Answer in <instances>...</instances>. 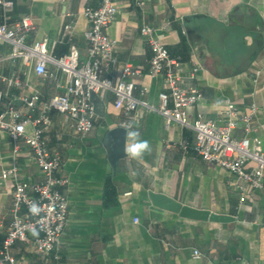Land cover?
<instances>
[{
  "label": "crops",
  "instance_id": "crops-1",
  "mask_svg": "<svg viewBox=\"0 0 264 264\" xmlns=\"http://www.w3.org/2000/svg\"><path fill=\"white\" fill-rule=\"evenodd\" d=\"M90 5L89 0H15L8 23L30 17L27 43L47 38L56 57L67 55L74 45L84 62L90 27L84 11ZM116 6L118 14L106 32L116 41L117 63L103 69L104 77L119 78L128 63L142 66L136 95L146 89L145 99L158 106L160 93L167 90L165 76L150 74L152 51L141 29H159L171 59L180 63L183 80L202 94L190 120L201 115L223 123L229 104L240 115L257 105L249 136L260 138L264 150V0H116ZM0 21H5L1 8ZM68 24L72 30L64 38ZM11 52L10 44L0 42V76L7 78L0 80V112L14 106L32 120L47 115L43 137L51 151L60 153L58 176L68 183L59 190L69 201L59 259L39 254L34 246L39 234H31L30 241L12 248L18 264H264V188H248L242 202L235 177L197 154L191 129L167 126L162 115L144 108L136 111L133 130L149 141L152 151L138 160L127 154L114 168L105 139L126 121L114 95L101 98L104 115L95 113L94 129L78 134L68 115L46 109L53 96L65 92L67 75L52 65L48 74L39 75L22 59L5 58ZM36 93L41 97L37 107L28 108L21 97ZM33 129L28 126L29 132ZM245 135L242 126L235 131L238 138ZM131 143L127 138L126 148ZM12 168L18 169L20 181L45 180L30 147L21 141L16 152L10 134L0 130V250L13 219L16 180L3 177ZM152 192L233 220L182 216L154 205Z\"/></svg>",
  "mask_w": 264,
  "mask_h": 264
},
{
  "label": "built area",
  "instance_id": "built-area-1",
  "mask_svg": "<svg viewBox=\"0 0 264 264\" xmlns=\"http://www.w3.org/2000/svg\"><path fill=\"white\" fill-rule=\"evenodd\" d=\"M93 5L88 6L84 15L89 20L90 27L85 33L88 42V59L80 61V52L74 45L70 52L63 57L50 53L49 39L44 38L35 43H27V35L33 26L30 17L22 19L15 25L8 23L9 15L15 6V0H0L5 21H0V42L12 46V52L5 56L7 59L19 58L28 66H35L39 75L49 73V65L61 70L67 75L68 84L63 94L53 96L46 105L48 111L66 114L72 121L78 134L87 135L94 129L95 106L91 100L92 93L104 98L107 93L115 97V107L124 112L126 121L121 127L130 130L129 124H134L136 111L144 108L157 112L165 119L167 126L176 123L194 132V149L206 162L214 163L228 170L236 179L241 191V201H245L248 188L260 190L264 188V150L262 140L250 137L253 130V119L257 113V105H252L250 112L240 115L237 106L228 105L227 118L220 123L199 115L194 121L190 120V111L202 98L199 89L183 80L180 63L171 59L167 47L158 36V30L144 26L141 35L149 44L152 57L149 72L153 76L163 74L167 90L160 93V104L154 106L145 99L146 89L140 90L136 80L144 75L142 66L126 64L117 79L103 76V69L115 65L116 41L106 32L115 21L118 14L116 0H89ZM151 1V0H148ZM72 25L65 26L63 37H68ZM51 76L54 73H50ZM0 80L7 78L0 76ZM41 97L38 93L21 100L28 108L37 107ZM4 93L0 91V105ZM172 103V104H171ZM49 119L43 114L32 120L24 116L14 106L0 112V130L7 131L15 144V151L23 141L33 152L36 164L42 171L45 180L39 184H29L18 179V169L12 168L3 173L4 178L16 180L14 201L12 207V223L0 250V264H18L12 254V248L18 241H30L31 234H39L34 240L37 252L44 256L57 254L64 234L69 215V201L59 188L65 186L68 180L58 176L61 169L59 152L51 151L43 137L45 126ZM34 127L32 132L28 126ZM242 126L246 135L243 138L235 136V131ZM187 148V143L183 144ZM254 164L252 168L248 164ZM35 203L39 211H30ZM25 210V212H23ZM200 257V253L196 252Z\"/></svg>",
  "mask_w": 264,
  "mask_h": 264
},
{
  "label": "water",
  "instance_id": "water-1",
  "mask_svg": "<svg viewBox=\"0 0 264 264\" xmlns=\"http://www.w3.org/2000/svg\"><path fill=\"white\" fill-rule=\"evenodd\" d=\"M91 100L95 106L96 113L104 115L105 104L103 103L101 98L96 93H92ZM127 132L128 130L123 127H115L107 133L105 139V147L108 150L110 162L114 168H116L119 160L127 156ZM150 198L154 205L180 213L182 216L219 222H227L233 220V217L227 215H218L209 211L199 210L183 205L182 203L168 195L152 192L150 193Z\"/></svg>",
  "mask_w": 264,
  "mask_h": 264
},
{
  "label": "clouds",
  "instance_id": "clouds-1",
  "mask_svg": "<svg viewBox=\"0 0 264 264\" xmlns=\"http://www.w3.org/2000/svg\"><path fill=\"white\" fill-rule=\"evenodd\" d=\"M130 129L127 132V137L132 141L130 146L126 148V152L131 159H141L145 154H150L152 149L148 140L141 138V133L139 130H133L134 126L132 124L128 125ZM30 211L37 213L39 211L38 206L33 203L30 207Z\"/></svg>",
  "mask_w": 264,
  "mask_h": 264
}]
</instances>
